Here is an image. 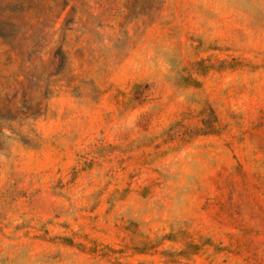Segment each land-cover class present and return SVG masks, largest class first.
I'll use <instances>...</instances> for the list:
<instances>
[{
    "label": "rangeland",
    "instance_id": "obj_1",
    "mask_svg": "<svg viewBox=\"0 0 264 264\" xmlns=\"http://www.w3.org/2000/svg\"><path fill=\"white\" fill-rule=\"evenodd\" d=\"M0 264H264V0H0Z\"/></svg>",
    "mask_w": 264,
    "mask_h": 264
}]
</instances>
